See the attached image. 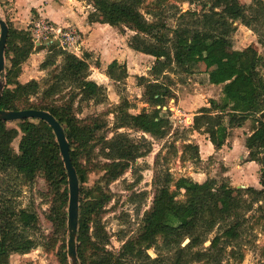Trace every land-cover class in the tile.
I'll return each instance as SVG.
<instances>
[{"label": "trees", "instance_id": "16d2710c", "mask_svg": "<svg viewBox=\"0 0 264 264\" xmlns=\"http://www.w3.org/2000/svg\"><path fill=\"white\" fill-rule=\"evenodd\" d=\"M88 1L94 8L88 14V23L107 24L134 32L128 40V47L154 58L149 76L136 77L137 85L143 87L142 100L150 110L143 108L139 113H130L128 102L123 100L113 111L114 129L139 131L155 140L166 138L172 126L169 112L162 109L159 99L163 96L162 90L168 87L167 82L172 83L170 73H193L199 69L196 62L215 59L216 67L204 76L207 84L220 88V98L210 97L206 106L198 108L183 133L196 131L204 134L219 149L235 128L242 127L249 120L252 131L245 137L244 146L249 161L259 166V187H233L228 180L218 181L212 177L202 182L184 175L174 177L165 166L162 172L155 173L151 205L143 215L139 235L125 240L117 252H112L106 248L109 238L92 220V215L102 210L108 198L84 200L82 195H89L82 187L85 174L81 159L90 158L97 145L102 143L100 154L107 160L103 168L108 181H113L137 159L148 155L152 143L143 135L134 138L125 132H116L107 138L102 133L107 127L106 121L97 117L78 118L75 101L99 102L104 92L101 85L88 78V62L63 52L54 44L35 46L28 30L14 27L9 22L4 51L8 65H5L0 109L46 110L63 126L79 180L76 239L79 264H220L227 248L241 245L249 219L246 213L255 208L260 212L258 219H264V77L260 72V67H264V54L249 45L232 50L231 58L226 55L227 48L232 47L234 23L251 28L253 15L246 13L239 0H183L188 4L201 2L205 10L180 11L174 6L172 15L178 22L171 27L167 24L165 11H146L150 19L142 14L144 0ZM255 2L253 10L264 15V0ZM36 49H47L41 69L51 67L59 56H63V60L60 70L51 74L41 90L40 100L29 102L31 95H38L40 83L35 79L21 82L20 67ZM106 75L114 81L123 80L127 77L125 64L110 63ZM66 89L65 99H55ZM10 122L14 121L0 120V175L13 172L22 180L32 181L37 173L42 172L53 191L58 192L63 186L64 191L57 197L55 217H49L65 229L67 175L51 128L34 118L16 120V127H9ZM38 122L43 125L38 127ZM18 135L16 151L12 142ZM180 148V161H200L199 150L193 143L183 139ZM173 154H176L174 147ZM139 169V166L132 168L134 171ZM133 195L135 192L130 198ZM140 195L144 197L146 192ZM168 217L176 223H170ZM92 225L94 230L90 234ZM36 226L35 213L27 209L16 210L10 197L0 196V264H9L12 254L28 253L37 245V241L26 235V230ZM157 238H161L160 245ZM206 241L209 244L204 247ZM152 244L155 257L148 253ZM61 249L60 261L68 264L65 247ZM229 253L230 257L242 258L236 250L231 249Z\"/></svg>", "mask_w": 264, "mask_h": 264}, {"label": "rangeland", "instance_id": "374dc122", "mask_svg": "<svg viewBox=\"0 0 264 264\" xmlns=\"http://www.w3.org/2000/svg\"><path fill=\"white\" fill-rule=\"evenodd\" d=\"M3 1L4 3L0 1V18L14 27L28 30L30 34L32 24L39 20L52 24L55 28L69 27L79 32L83 43L81 59L86 60L89 65L88 78L101 85L104 92L103 96L99 98V102L92 100L78 102L77 99L74 106L78 118L87 120L97 117L106 121L107 127L104 128L102 133L107 138L112 137L116 132H125L134 138H140L143 135L152 143V150L148 155L137 159L134 165L130 166L125 173L113 181H108L103 168V164L107 160L100 154L101 149H103L102 143L97 145L90 158L81 159L83 173L85 174L82 187L89 195V197H85V194H83L84 200L108 198L102 210L98 214L92 215V220L96 222L99 231L101 230L109 238V243L106 246L108 250L117 252L125 240L134 239L139 235L143 215L151 205L155 173L162 172L165 166L174 177L179 175L191 177L190 173H192V176L200 181L212 177L218 181L228 180L233 187L242 185L245 187L259 186V166L255 162L249 161V156L248 154L245 155L243 146L246 135L251 131L250 121L241 129L234 131L219 151H214L212 147H204L207 139L204 134L192 133V131L183 133L184 128L191 124L192 113L195 111L193 109L189 111L181 109L177 103L178 99H183V103H191V106L196 107L203 103L206 104L210 97L220 98V88L218 86L210 87L206 83L205 76L202 75L204 69L207 70L210 67L209 65L201 63L200 66L198 65L199 69L193 73H170L172 83L167 82L168 87L162 90L163 96L159 99V103L163 105L162 109L164 110L165 107L169 112L168 118L172 126V131L166 138L155 140L148 134L139 131L123 128L116 130L113 127V111L122 104L123 100L128 102L130 113H139L143 108L150 110L142 100L143 87L137 85L136 77H148L150 69L148 70L146 67L151 68L154 59L138 58V55L134 52H126L128 40L134 35V32L102 24L97 25L96 32H84L83 35L74 25L72 16L77 15L82 24L88 22V14L94 10L88 0L47 1V5L52 8L47 16L58 23H53L49 19L34 14L26 16L23 13H13L12 6H10L11 1ZM255 1L239 0L245 7L246 13L253 15L255 19H251V28L237 22L234 23L236 30L231 36L232 47L227 48L226 51L228 58L232 57V50H241L249 45L254 46L260 54H264V45H262V43L264 44V15H259L253 10L256 7V5L254 7V4H257ZM64 3L67 12H62ZM202 4L201 2L188 4L183 0H144L140 12L150 19L146 11H165L168 15L167 24L175 27L178 21L172 15L175 11L174 6L179 8L180 11L187 9L202 11L205 10ZM61 17H63L62 21L64 22L58 21ZM84 19H86L85 22ZM16 22L18 25H16ZM31 36L34 38L32 34ZM86 38L92 41V51H89V47L86 46ZM87 42L90 44L89 41ZM52 44L62 50L59 44L57 45L54 42ZM46 52L47 49H36L21 64L19 80L25 82L35 79L40 83L38 95H31L29 102L40 100L41 90L45 88L51 74L58 72L61 68L63 56H59L51 67L41 69L40 64L44 60ZM63 52L67 53L66 51ZM118 58L120 61L117 62L125 64L127 69V77L119 82L110 79L106 75L107 66ZM5 65H8L6 58ZM260 72L264 77V67H260ZM0 80L5 82L3 77ZM66 91L68 89L58 94L55 99H59V101L62 97L65 99ZM174 96L176 106H174L172 100ZM174 107H179V109H174ZM42 125L40 122L37 123L38 127ZM8 126L16 127L15 121L10 122ZM173 131L174 133H172ZM19 135L12 142V146L16 151L20 139ZM183 139L198 146L201 157L199 162L193 163L190 160L182 162L179 160ZM173 147L176 149L175 155L173 154ZM134 166H139L140 169L134 171L132 170ZM63 191V186L60 191H53L42 172L37 173L32 181L22 180L13 172L0 175V196L4 194L10 197L16 210L27 209L37 216L36 228L26 230L28 238L37 241V245L28 253L12 254L9 258V264H62L58 254L63 250L61 249L62 246L67 251L66 223L64 229L53 219H50L49 215L55 217L57 197ZM132 192H135L136 195L130 198ZM141 192H146V196H141ZM258 215H260V212L255 208L246 213L249 219L246 222V232L242 237L241 245L227 248L220 264H262L264 262V219H258ZM167 220L170 223H176L171 217H168ZM18 230H22V228H18ZM93 230L94 226L92 225L90 234ZM161 242V238H157V244L160 245ZM208 244L209 241H206L204 247H207ZM153 247L152 244L148 249V253L155 257L156 251ZM231 249L236 250L237 254H241L242 258L230 257L229 251ZM68 264H70L69 259Z\"/></svg>", "mask_w": 264, "mask_h": 264}, {"label": "water", "instance_id": "95a60500", "mask_svg": "<svg viewBox=\"0 0 264 264\" xmlns=\"http://www.w3.org/2000/svg\"><path fill=\"white\" fill-rule=\"evenodd\" d=\"M8 38V25L6 21L0 18V78L5 80V47ZM5 82L0 80V97L3 93ZM39 119L45 122L52 130L55 140L57 142L59 152L64 164L67 175V188H68V202H67V217H66V230H67V257L70 264H79L76 253V239L77 227L79 216V180L75 168L72 165L69 143L63 126L56 120V118L48 111L42 109L28 108L20 110H6L0 109V120L3 121H16L23 119ZM244 188L245 186H238Z\"/></svg>", "mask_w": 264, "mask_h": 264}, {"label": "crops", "instance_id": "0c3cea01", "mask_svg": "<svg viewBox=\"0 0 264 264\" xmlns=\"http://www.w3.org/2000/svg\"><path fill=\"white\" fill-rule=\"evenodd\" d=\"M7 1H11V3H10V6H12V12L13 13H18V14H21V13H23V15H26V16H29V15H32V14H34V15H38V16H41V17H43V18H46V19H49L50 21H53V23H58V22H56V21H54V20H52L51 18H49L48 16H47V14H49V11H52V8L50 7V6H48L47 5V1H49V0H7ZM66 11V9H65V3L63 4V8H62V12H65ZM67 12V11H66ZM69 13V12H68ZM70 14V13H69ZM71 15V14H70ZM63 17H64V15H63ZM63 17H61L58 21L59 22H64V21H62V19H63ZM73 17V19H74V25L79 29V31H81L82 32V34L84 33V32H91V31H94V32H96V29H97V25H102V24H100V23H88V22H85L86 21V19H84V24H82V22L80 21V18L77 16V15H73L72 16ZM65 23H67V22H65ZM16 25H18V23L16 22ZM105 25H107V24H105ZM109 26V25H108ZM109 27H111V26H109ZM84 35V34H83ZM87 41H89L90 42V44H88V42ZM86 46H88L89 47V51H92V47H93V44H91L92 43V41H90L89 39L87 40V38H86ZM115 50V49H114ZM126 52H128V53H132V52H134L135 54H137L138 55V58H142V57H144V59H154L153 57H151V56H149V55H142V54H139V52H136V51H134V50H132V49H130L128 46H126ZM116 61H120L119 60V58L118 59H116ZM114 62V61H113ZM201 63H206L207 65H209L210 67L207 69V70H205L204 69V71H203V73H202V75H206V73L208 72V71H211V70H213L215 67H216V63H215V59H210V60H204V61H198V62H196V64L197 65H199L200 66V64ZM148 70L150 69L149 67H146ZM26 82V81H25ZM210 87L211 86H214V85H210V84H208ZM173 101H174V106H176L175 105V102H176V99H175V96H174V99H172ZM183 99H178L177 100V103H178V105H179V107H181V109H183L184 111H189L190 109H193L195 112H196V110L198 109V108H200L201 106H206L207 105V103L205 104V103H203V104H201V105H198V106H196V107H194L193 105L191 106V103H186V102H184L183 103ZM208 101V100H207ZM179 107H174V109H176V108H178L179 109ZM181 111V110H180ZM194 112V113H195ZM194 113H192L193 115H194ZM249 120H247L245 123H244V125L242 126V127H244L245 126V124L248 122ZM242 127H239V128H235L234 130H233V133H234V131H237V130H239V129H241ZM252 131V130H251ZM251 131H249V133L247 134V135H249L250 133H251ZM192 133H198V132H196V131H192ZM199 134H201V133H199ZM246 135V136H247ZM207 138V137H206ZM245 140V139H244ZM194 145H196V144H194ZM243 146H244V143H243ZM196 147L198 148V146L196 145ZM204 147L205 148H208V147H212L213 148V150L214 151H219V149L218 148H216L214 145H212L211 144V142L208 140V139H206L205 140V143H204ZM244 148H245V146H244ZM198 150H199V148H198ZM244 153H245V155H247L248 154V151H247V149L245 148V151H244ZM200 160H201V157H200ZM191 174V178L193 179V180H195V181H197V182H202L203 180H205L206 178H204L203 180H198V179H196V178H194L193 176H192V173H190ZM189 174V175H190ZM180 176V175H179ZM184 176H186V175H184ZM190 177V176H189ZM259 185V184H258ZM254 187H256V186H254ZM259 187V186H258Z\"/></svg>", "mask_w": 264, "mask_h": 264}, {"label": "built area", "instance_id": "2783aa9c", "mask_svg": "<svg viewBox=\"0 0 264 264\" xmlns=\"http://www.w3.org/2000/svg\"><path fill=\"white\" fill-rule=\"evenodd\" d=\"M31 34L34 37L33 42L35 46L49 45L54 42L57 45L59 44L63 51L81 59V55L83 54V43L79 32L69 27L55 28L52 24L39 20L32 24Z\"/></svg>", "mask_w": 264, "mask_h": 264}]
</instances>
